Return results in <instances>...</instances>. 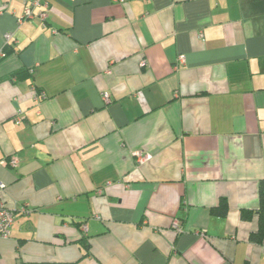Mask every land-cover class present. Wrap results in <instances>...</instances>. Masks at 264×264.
Listing matches in <instances>:
<instances>
[{"label":"crops","instance_id":"0c3cea01","mask_svg":"<svg viewBox=\"0 0 264 264\" xmlns=\"http://www.w3.org/2000/svg\"><path fill=\"white\" fill-rule=\"evenodd\" d=\"M47 1L0 0V264H264V0Z\"/></svg>","mask_w":264,"mask_h":264},{"label":"built area","instance_id":"2783aa9c","mask_svg":"<svg viewBox=\"0 0 264 264\" xmlns=\"http://www.w3.org/2000/svg\"><path fill=\"white\" fill-rule=\"evenodd\" d=\"M34 8H38L37 15L41 19H45L48 14L49 10V3L47 0H29L27 2L25 8H24V16L31 17L34 15ZM5 42H8L12 36V33H6L5 35ZM4 52L0 50V57L4 56ZM184 56L179 55L177 57V63L176 67L178 65L183 64L184 62ZM31 89L33 91H36L35 98L37 99H44L46 97L45 92L41 90H37L35 86H32ZM103 100L108 102L109 101V95L107 93L102 94ZM17 120H19V117H17ZM134 155L136 156V159L139 164H142L150 159V155L147 153H143L142 151H135ZM11 165L16 164V159H10L9 162ZM1 189L4 187L2 183H0ZM20 210L22 212H28L30 210L27 206L20 207ZM16 213L15 210L12 207L7 206L3 200L0 199V238H7L10 235L11 225L15 219ZM173 228L180 232L182 231L179 221L173 220L172 222Z\"/></svg>","mask_w":264,"mask_h":264},{"label":"trees","instance_id":"16d2710c","mask_svg":"<svg viewBox=\"0 0 264 264\" xmlns=\"http://www.w3.org/2000/svg\"><path fill=\"white\" fill-rule=\"evenodd\" d=\"M259 197H260V223L264 227V181L260 182L259 188Z\"/></svg>","mask_w":264,"mask_h":264}]
</instances>
